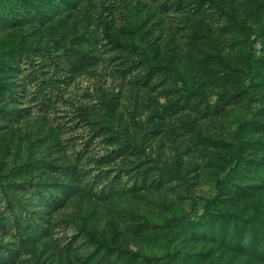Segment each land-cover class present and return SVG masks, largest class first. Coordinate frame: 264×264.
Masks as SVG:
<instances>
[{
    "label": "rangeland",
    "instance_id": "obj_1",
    "mask_svg": "<svg viewBox=\"0 0 264 264\" xmlns=\"http://www.w3.org/2000/svg\"><path fill=\"white\" fill-rule=\"evenodd\" d=\"M31 4L56 8L49 25L60 35L32 49L52 47L68 79L54 113L3 114L30 106L32 86L18 106L0 97L5 264H264V0H0V15L13 23L7 7ZM18 32L0 31L1 51ZM72 46L95 64L67 58ZM29 57L20 87L41 67L53 74L42 54ZM119 63L136 70L123 77ZM175 103L181 110L161 118ZM64 186L76 190L58 210L37 193L60 197Z\"/></svg>",
    "mask_w": 264,
    "mask_h": 264
},
{
    "label": "trees",
    "instance_id": "obj_2",
    "mask_svg": "<svg viewBox=\"0 0 264 264\" xmlns=\"http://www.w3.org/2000/svg\"><path fill=\"white\" fill-rule=\"evenodd\" d=\"M32 9H28V7H17V5H10L7 7L6 12L7 15L12 17L14 20L13 23H9L8 21L5 22V19L1 17L0 15V23L3 25L0 27L1 30H12V31H20V34H24L20 37V41L16 42V40H13V43L10 46V49L5 52L1 51L0 56V97L2 98H9L8 100H11L12 103L20 104V95L23 93H27V89L29 86H32L34 88V91L31 92V95L33 96L32 104L28 107L14 109L11 111H3V114L5 116H11L16 117L15 120H21L30 117L34 110L36 109L39 112H46V113H54L56 110V105L60 102V98L58 95L59 86L61 83H65L68 79L67 76L61 75V72H63L64 68L59 70L61 67L58 57L54 54V49L50 46L47 48H40L39 45L36 49H32V46L35 44H43L40 42H43V38L45 35L52 36V38L59 36L61 32V27H55V25H49L50 21H53V15L52 12L56 11V8L53 6H50L48 8V12L43 13V11H40L39 9H35L34 6L31 4ZM51 16L53 18H51ZM58 16V15H56ZM55 16V17H56ZM34 24H37L38 26H35ZM29 25V29H33L29 33L24 30L26 26ZM30 34V37H32V40L29 42L28 38ZM264 34V28H262L259 31V35L262 36ZM62 35V34H61ZM55 40V39H54ZM58 41H54V44H57ZM4 50L3 48H1ZM29 50L30 52H39L42 54L47 60H50V64H48V69L53 71V74L51 77L47 78L46 74L41 67L42 71L40 72L42 78L39 79V75H37L36 72H29L26 77H23V80H20V83L22 84L21 87L18 84L19 79L18 77L21 76L22 72L27 69L29 65H31V68L35 66L34 60L30 59L29 57ZM35 50V51H34ZM66 52L67 58H71V60H78L80 63L86 66H91L95 64L94 57L87 56L86 54L82 53L78 49H75L74 46H72L69 49H64ZM57 51V50H56ZM255 53V47L254 43H251L249 47V54L246 62V71L244 74V81H245V90L246 93H251L252 88L254 86V78L256 76V66H255V60L254 55ZM25 67V68H23ZM118 67L117 72H120L123 77L129 76L131 73H133L136 70V66L130 65L127 66L125 63H119L116 65ZM7 73L9 75H7ZM12 74V75H11ZM36 74V75H35ZM149 75L143 76L141 78L142 82H140L142 85H148L152 81L155 75V70L150 71L148 73ZM11 77L12 81L7 80V77ZM30 93V92H28ZM7 96V97H6ZM178 104V103H177ZM177 104H172L171 106H167L164 109V114L161 115V118H171L173 117L178 111L181 109L177 106ZM168 113H165V110H168ZM160 118V117H159ZM166 122V121H165ZM161 127H165L161 126ZM71 130V129H70ZM162 130L161 132H163ZM130 146H124L121 147V149H117L114 151V153H111L107 156L106 160L107 162H111L114 160H118L120 158H123L125 155H127L130 151L128 150ZM151 170V169H149ZM231 171L228 172L221 180L217 181L216 189H217V195H224L225 194V183L228 182L232 174H234ZM148 173V172H147ZM145 173V174H147ZM99 179V178H98ZM119 177L116 176L111 180V187L108 189L109 193H113V189L115 185H122L121 181H118ZM76 189L72 187H59L57 189V192L60 193V197L54 196V194L46 193V192H40L37 191L39 197H45L46 196V205L51 208L52 210H58L60 209L64 204L65 200L71 196V193L74 192ZM107 195L106 193H102V196ZM172 221L167 222V226L171 231H173ZM109 249V248H108ZM3 255L0 253V264H5L9 262H4V258L1 257ZM9 258V257H8Z\"/></svg>",
    "mask_w": 264,
    "mask_h": 264
}]
</instances>
